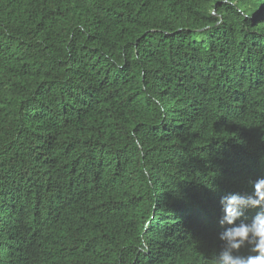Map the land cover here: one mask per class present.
Returning a JSON list of instances; mask_svg holds the SVG:
<instances>
[{
	"label": "trees",
	"instance_id": "trees-1",
	"mask_svg": "<svg viewBox=\"0 0 264 264\" xmlns=\"http://www.w3.org/2000/svg\"><path fill=\"white\" fill-rule=\"evenodd\" d=\"M258 177L264 0H0V264H215Z\"/></svg>",
	"mask_w": 264,
	"mask_h": 264
},
{
	"label": "clouds",
	"instance_id": "clouds-1",
	"mask_svg": "<svg viewBox=\"0 0 264 264\" xmlns=\"http://www.w3.org/2000/svg\"><path fill=\"white\" fill-rule=\"evenodd\" d=\"M253 191L248 195L231 193L220 198L223 229L218 238L222 242L215 264H264V177L252 182ZM259 211L250 221L242 219L248 209ZM247 248L248 255L240 254Z\"/></svg>",
	"mask_w": 264,
	"mask_h": 264
}]
</instances>
